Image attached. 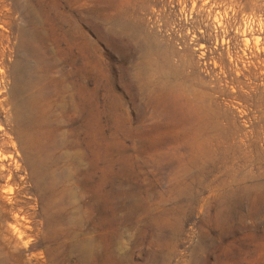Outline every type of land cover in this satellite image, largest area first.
Masks as SVG:
<instances>
[{
    "label": "rangeland",
    "instance_id": "obj_1",
    "mask_svg": "<svg viewBox=\"0 0 264 264\" xmlns=\"http://www.w3.org/2000/svg\"><path fill=\"white\" fill-rule=\"evenodd\" d=\"M150 59L207 91V119L143 92ZM81 83L83 108L61 89ZM15 130L60 143L32 151L62 173L63 225L95 238L87 264H264V0H0V208H37Z\"/></svg>",
    "mask_w": 264,
    "mask_h": 264
},
{
    "label": "bare ground",
    "instance_id": "obj_2",
    "mask_svg": "<svg viewBox=\"0 0 264 264\" xmlns=\"http://www.w3.org/2000/svg\"><path fill=\"white\" fill-rule=\"evenodd\" d=\"M65 36L69 39L70 33L69 35L65 34ZM90 43L89 40L79 42V48L84 52V50H87L85 46ZM193 65V60L188 59L183 60L180 67L185 68L186 66ZM171 66L173 65L167 59L161 66L155 67L150 59L149 64H140L138 71L133 74L141 78V88L144 93L150 92L152 88L157 92V101L165 108L179 107L190 111L198 110L203 113V120L207 119V115L210 113V105L207 102V91H195L192 97H187L186 90L182 87V82L173 78L175 75L178 76V72L181 69H173ZM69 88L67 84H62L61 86V89L67 92V98L70 99L72 106L83 108L84 106L91 105L90 102H93V97L95 96L93 90L89 89L87 85L83 83L78 84L76 89L80 95H78L77 99H74ZM85 91L90 92L88 94L89 98L84 96ZM93 110L91 111V115ZM18 131L15 130V133L21 149V160L29 171V177L34 178V175L36 177L30 191L36 196L37 208L30 206L31 200L29 198L26 201L7 198L4 208H0V264H27L31 263V260H37L38 258H42V264H87L92 259L100 256V253L95 250V238L71 232L67 226L63 225L64 220L62 221L61 215L65 218L63 197L66 189L64 185L59 184L62 173L59 170H52L48 174L43 170L41 168L43 159L39 154H34L32 151L34 143L30 142L27 144L28 139L26 136ZM38 146L49 151L48 148L52 146L60 147V143L52 140L50 143L39 144ZM49 157L51 161H54L55 158H52L51 155ZM74 163L77 166L78 161H74ZM12 210H14L13 216L8 217ZM20 213L23 214L20 215ZM8 218H13L15 221V224L12 225V230L17 234V238H9L6 234L5 224ZM27 231L37 234L38 239L28 238L25 240L29 236ZM118 241L119 239L116 238V242ZM101 244V250L104 252L109 242L103 238ZM38 246H41V250L39 251L40 257L35 252L30 254L29 258H25V260L19 257L21 251L34 249ZM100 260L101 264H118L122 263L124 258L122 256L114 258L101 256Z\"/></svg>",
    "mask_w": 264,
    "mask_h": 264
}]
</instances>
